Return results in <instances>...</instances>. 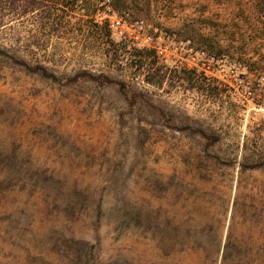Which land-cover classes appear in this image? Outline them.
<instances>
[{
    "label": "rangeland",
    "instance_id": "374dc122",
    "mask_svg": "<svg viewBox=\"0 0 264 264\" xmlns=\"http://www.w3.org/2000/svg\"><path fill=\"white\" fill-rule=\"evenodd\" d=\"M125 41L155 53L134 66ZM13 149L63 183L57 203L75 187L97 191L103 211L96 226L67 220L45 183L0 194L1 222L18 219L38 257L18 264H74L52 250L59 236L92 246L83 264H264V7L77 0L28 11L0 0V150ZM118 199L158 229L113 221ZM228 234L240 252L223 259Z\"/></svg>",
    "mask_w": 264,
    "mask_h": 264
},
{
    "label": "trees",
    "instance_id": "16d2710c",
    "mask_svg": "<svg viewBox=\"0 0 264 264\" xmlns=\"http://www.w3.org/2000/svg\"><path fill=\"white\" fill-rule=\"evenodd\" d=\"M6 1H9L12 5H16V2H22L23 6L27 8L28 11H31L40 9V7H46V5L69 6L73 5V3L77 0H72L73 2L71 3H68L69 1L67 2L66 0ZM259 1L261 6L264 7V0ZM125 43L126 44L122 46V49H120L121 52L123 54H129L131 61L139 58L136 63H133L134 66L142 67L144 62L141 63L139 60H141V58L146 54L153 56L155 53L153 50H137L133 45V47L129 45V41H125ZM4 59H6L8 62H13L17 65H20L23 68L29 69L28 65H26L22 60L10 57H5ZM150 65L153 66L154 63H151ZM35 69L38 75L40 74L42 77H44L45 69L42 66L37 64ZM5 168H8L9 171L0 178V194L14 191L21 192L27 189L33 191L37 185L45 183L48 185V189L43 193H49L52 198V212L61 213L67 220L82 221L84 218H86L91 220L92 225L96 226L98 224L99 216L103 213V211L101 210L100 204L101 198H97V191L77 189L74 187L66 192L64 201L62 203H57L56 197L64 196L63 183L53 175H47L46 171H43L40 168L32 167L29 164V160L26 155L18 157L15 149L9 152H3L0 150V173L4 171ZM115 193H117V191H115ZM108 215L109 218L112 217L113 221H116L120 226H144L149 230L158 229L159 226L156 223V220L150 214H146L144 216L140 209H135L129 203L120 199H118V201L111 206ZM3 220L5 221V217L0 218V264H18L19 261L17 262V260L19 259L37 261L38 257L33 254V250L26 244L20 243L22 240V234L29 231L26 228H23L16 218L8 217L7 221L2 223L1 221ZM2 224H6L8 227L6 229H2ZM11 230L12 234H9L11 233ZM206 230H208V228H206ZM30 234L31 233L29 232L28 235ZM5 242H11L12 248L5 250L2 247V244ZM51 248L55 252L58 250L62 251L63 255L68 256L69 261L71 263L73 262L74 264L87 263V261L91 258L90 253L92 246H89V244L86 242L65 239L62 236H59L54 238V244ZM17 251H22L23 254L21 255ZM222 252L223 259L236 257V255L240 252V249L236 244H234L229 234L226 237Z\"/></svg>",
    "mask_w": 264,
    "mask_h": 264
},
{
    "label": "built area",
    "instance_id": "2783aa9c",
    "mask_svg": "<svg viewBox=\"0 0 264 264\" xmlns=\"http://www.w3.org/2000/svg\"><path fill=\"white\" fill-rule=\"evenodd\" d=\"M115 25L114 26H118L120 24V20L118 21H115L114 23ZM136 25H139L141 26L142 25V21H137L136 22ZM113 26V25H112ZM202 57L204 58L205 57V53H201V52H196V54L194 56H190V61L191 63L193 64L194 67L196 68H199L198 66V63L200 62V59H202ZM211 63L213 64H216L217 68H216V74L218 75H222V65L221 63L223 62L222 59L220 58H216V57H213V56H210V57H206ZM202 67V68H201ZM201 70H203L205 73H209L210 70H209V67H205V64L202 63L201 64ZM219 68V69H218ZM218 69V70H217ZM214 71H212L211 73H213ZM228 77L229 79H232L234 80L235 82H237L239 79L237 73L235 70L231 69V70H228ZM239 84H242V81H239L238 82Z\"/></svg>",
    "mask_w": 264,
    "mask_h": 264
},
{
    "label": "water",
    "instance_id": "95a60500",
    "mask_svg": "<svg viewBox=\"0 0 264 264\" xmlns=\"http://www.w3.org/2000/svg\"><path fill=\"white\" fill-rule=\"evenodd\" d=\"M130 205L133 207L132 204H130ZM214 235L216 236L217 242L219 243L220 240H221V237H222V231H221V229H219L218 231H216V233Z\"/></svg>",
    "mask_w": 264,
    "mask_h": 264
}]
</instances>
